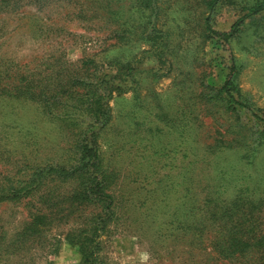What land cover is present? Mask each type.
<instances>
[{
  "label": "rangeland",
  "instance_id": "1",
  "mask_svg": "<svg viewBox=\"0 0 264 264\" xmlns=\"http://www.w3.org/2000/svg\"><path fill=\"white\" fill-rule=\"evenodd\" d=\"M2 1L4 75L79 68L89 59L111 75L132 68L128 86L112 91L96 139L101 165L112 173L102 263L264 264V251L225 259L215 250L225 222L218 213L234 202L261 204L251 222L264 236V126L219 92L236 68L235 98L264 117V21L227 43L205 28L207 0H155L156 17L143 18L164 34L163 64L150 40H139L142 29L123 27L139 18L133 0ZM259 2L222 0L210 16L212 30L228 33ZM74 143L36 104L0 97V188L29 169L68 163ZM106 212L86 209L89 226ZM26 215L22 201L0 203V232L19 230ZM68 230L52 229L41 248L3 256L0 264H80Z\"/></svg>",
  "mask_w": 264,
  "mask_h": 264
},
{
  "label": "trees",
  "instance_id": "2",
  "mask_svg": "<svg viewBox=\"0 0 264 264\" xmlns=\"http://www.w3.org/2000/svg\"><path fill=\"white\" fill-rule=\"evenodd\" d=\"M222 0H207L204 17L207 32L229 42L242 28L254 24L259 26L264 21V0L249 7L239 17L228 33H217L211 28V15ZM4 1H0L2 4ZM155 0H133L138 20L133 24H123L129 32L142 29L139 40H150L155 46L157 60L164 64L163 37L156 35L151 16L156 17ZM150 18L145 21L144 13ZM263 14V15H262ZM256 16H258L256 18ZM249 19V23L246 20ZM150 27V28H149ZM158 39V43L155 40ZM234 66V63H232ZM231 71L221 86L223 93L231 102L248 111L251 116L264 126V117H259L244 103L238 101L233 91ZM111 75L103 71L92 60L84 61L79 68L57 65L52 71L27 73L18 70L11 75L0 72V97L14 101H29L36 104L42 114L61 126L69 129L74 138L73 158L66 164L48 165L29 169L15 180L0 188V203H24L27 210L26 219L19 230L14 233L0 232V258L7 255H22L33 247H42L50 238L52 229L67 226L65 235L69 243L79 245L80 264H103L98 254L100 251V230L104 229L111 218L112 197L108 193L111 185V172L101 165L96 139L100 129L109 117L108 99L112 91L122 90L128 86L125 71ZM130 76V75H127ZM68 184L71 189L64 190ZM261 204L247 203L240 207L234 202L229 207L220 209L219 218L225 219L218 227L215 250L218 255L231 259L245 256L251 251H264V236L257 232L256 223L251 222L255 211ZM101 208L107 212L97 215L94 227H90L85 218L88 208ZM105 216L107 217L105 219ZM103 232V230H102Z\"/></svg>",
  "mask_w": 264,
  "mask_h": 264
}]
</instances>
